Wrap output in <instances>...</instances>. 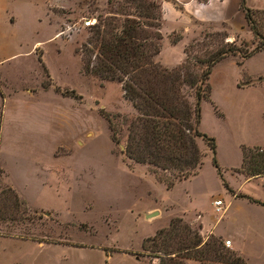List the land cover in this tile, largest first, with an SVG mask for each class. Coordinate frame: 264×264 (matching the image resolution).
Masks as SVG:
<instances>
[{
	"label": "rangeland",
	"instance_id": "rangeland-1",
	"mask_svg": "<svg viewBox=\"0 0 264 264\" xmlns=\"http://www.w3.org/2000/svg\"><path fill=\"white\" fill-rule=\"evenodd\" d=\"M158 1L163 14L164 0ZM166 1L181 9L178 0ZM251 3L264 8V1ZM116 9L109 0H0V264H159L152 242L143 250L147 239L160 231L185 232L183 225L203 242L214 236V226L223 236L215 237L223 246L233 241L235 249L225 248L244 264H264V208L224 189L204 143L198 174L169 190L148 166L125 156L136 112L121 84L83 70L84 58L95 62L97 56L88 43L91 28L102 27ZM87 21L93 25L86 27ZM191 23L196 29L186 35L169 33L162 23L161 51L164 42L185 39L178 64L154 59L162 68L184 64L186 49L191 64L205 59V50L222 38L205 37L218 32L242 51L255 47L246 26L233 36L227 24L216 30ZM208 84L200 131L215 139L223 179L234 194L264 203V178L239 173L243 147L264 149V52L223 59ZM184 93L193 105V90ZM101 111L117 128L118 145ZM12 192L20 203L14 207ZM216 200L223 202L222 213L215 212Z\"/></svg>",
	"mask_w": 264,
	"mask_h": 264
},
{
	"label": "trees",
	"instance_id": "trees-1",
	"mask_svg": "<svg viewBox=\"0 0 264 264\" xmlns=\"http://www.w3.org/2000/svg\"><path fill=\"white\" fill-rule=\"evenodd\" d=\"M109 4L117 9L102 27L91 28L93 38L88 43L95 45L97 56L95 62L84 58L83 70L101 80L121 84L124 98L136 112L128 126L125 156L148 166L169 190L175 181H185L198 174L204 158L200 142L204 143L224 189L264 208L263 202L237 196L228 187L216 157L215 139L200 131L201 105L210 97L208 81L212 68L230 56H240L243 61L264 52V10L252 9L246 0H239V9L255 42L252 50L242 51L233 43H225L227 34L218 32L205 37L212 41L215 37L223 38L210 44L213 50H205V59L194 58L196 61L191 64L192 58L186 49L184 64L167 70L154 61L160 54L163 39L160 32L163 14L159 1L109 0ZM179 41L175 39L171 43L176 45ZM196 67H200L197 74L194 72ZM185 89L193 90V105L187 100ZM101 112L109 122L112 142L118 145L117 128L111 124L109 116ZM242 154L239 173L248 179L264 178V149L243 147ZM13 196L8 199L14 207L20 203L16 195ZM183 229L185 232H157L153 238L147 239L143 250L148 251L147 243L152 242L157 247L155 258L159 259V264H181L179 258L198 264H244L215 236L203 242L199 232H192L187 225H183Z\"/></svg>",
	"mask_w": 264,
	"mask_h": 264
},
{
	"label": "crops",
	"instance_id": "crops-1",
	"mask_svg": "<svg viewBox=\"0 0 264 264\" xmlns=\"http://www.w3.org/2000/svg\"><path fill=\"white\" fill-rule=\"evenodd\" d=\"M254 1L255 0H246L248 7L264 10V8L257 7L254 3H251ZM178 3L181 6L180 10L176 9L170 1L164 0L162 3L163 28L166 26L165 28L169 33L181 32L186 35L185 33L187 31L190 32V30L196 29V26L191 22H196L198 24H213L217 26V28H214L216 30L218 26L227 24L230 34L233 36L244 29L247 30L244 14L241 13L239 9V0H208L207 3H200L198 0H178ZM235 14L238 15L237 19H234ZM166 43L167 42L163 43V49L156 59L164 66L171 67L182 61V50L185 45V39L183 38V40L174 46L167 45ZM229 206L230 203L228 204L226 212ZM201 223L203 225L202 233L203 231L207 232L209 229L208 226L203 222ZM211 232L212 235L216 237H223L215 232L214 226ZM230 242V248L235 249L233 241L230 240Z\"/></svg>",
	"mask_w": 264,
	"mask_h": 264
},
{
	"label": "built area",
	"instance_id": "built-area-1",
	"mask_svg": "<svg viewBox=\"0 0 264 264\" xmlns=\"http://www.w3.org/2000/svg\"><path fill=\"white\" fill-rule=\"evenodd\" d=\"M84 25H85L86 27H88V26H91V25H93V24H92L91 21H87V22H85ZM213 206H214L215 212H216L217 214L222 213V212L225 210L222 200H216V201H214V202H213ZM230 245H231V242H230V241H226V242H225V246H226V247H230Z\"/></svg>",
	"mask_w": 264,
	"mask_h": 264
},
{
	"label": "water",
	"instance_id": "water-1",
	"mask_svg": "<svg viewBox=\"0 0 264 264\" xmlns=\"http://www.w3.org/2000/svg\"><path fill=\"white\" fill-rule=\"evenodd\" d=\"M156 214H152V215H148L147 218H151L153 216H155Z\"/></svg>",
	"mask_w": 264,
	"mask_h": 264
}]
</instances>
